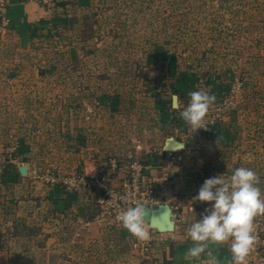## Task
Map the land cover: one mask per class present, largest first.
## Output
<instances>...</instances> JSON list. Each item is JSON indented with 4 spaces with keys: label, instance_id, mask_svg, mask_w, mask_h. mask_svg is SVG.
I'll return each mask as SVG.
<instances>
[{
    "label": "rangeland",
    "instance_id": "374dc122",
    "mask_svg": "<svg viewBox=\"0 0 264 264\" xmlns=\"http://www.w3.org/2000/svg\"><path fill=\"white\" fill-rule=\"evenodd\" d=\"M42 5L47 13L31 30L10 27L6 7L0 20V178L7 163L27 166L16 181H0V264H201L205 256L184 258L200 213H187L175 231L150 228L151 241L141 243L105 204L85 213L86 196L103 192L74 179L89 176L84 162L98 174L113 156L123 169L107 188L122 194L129 153L167 173L155 194L176 213L194 201L201 176L247 167L264 191V0ZM196 90L216 101L192 133L180 112ZM167 137L187 146L169 155ZM65 191L77 193L68 209ZM209 247L228 264L229 250Z\"/></svg>",
    "mask_w": 264,
    "mask_h": 264
},
{
    "label": "clouds",
    "instance_id": "9594fccd",
    "mask_svg": "<svg viewBox=\"0 0 264 264\" xmlns=\"http://www.w3.org/2000/svg\"><path fill=\"white\" fill-rule=\"evenodd\" d=\"M190 99L180 112V117L192 133L205 128L206 117L214 106L216 96L205 90L188 93ZM259 174L250 168L239 167L232 174L208 178L199 189L194 201L209 202L200 220H195L187 229L192 246L188 248L186 260H201V264H221V260L209 245H227L231 256L228 264H248L255 250L257 236L255 219L264 216V191ZM112 195V193H111ZM149 211L145 203L134 202L119 212L117 219L137 241L148 243L152 237Z\"/></svg>",
    "mask_w": 264,
    "mask_h": 264
},
{
    "label": "built area",
    "instance_id": "2783aa9c",
    "mask_svg": "<svg viewBox=\"0 0 264 264\" xmlns=\"http://www.w3.org/2000/svg\"><path fill=\"white\" fill-rule=\"evenodd\" d=\"M7 1L8 0H0L1 16L4 12ZM41 1L43 4L47 5L48 11L49 9L51 10L54 6V0ZM126 158L129 159L128 166L127 164H124V166L129 169L128 173H130L131 178L128 181L124 182L122 194H119L118 190H115V188L113 187H110L109 189L107 188V186L109 185L108 182L112 180L111 177L113 178L115 174L119 173L118 171L123 169L118 159L113 156L107 158L104 168L98 169V174L85 176V178H83L81 175H76L77 179H74L75 183H78L85 187L87 186L98 188V192H103V197L97 196L96 205L100 209L105 204V208H107L108 210L107 212L112 216L114 220L113 222L117 225H119L120 223L117 219L119 212L125 210L129 206H134V202H143L149 209L156 207L158 203H161L158 202L155 194V188L151 184H149L148 181L145 182V179L142 177V173L144 170V166L141 163L142 161L140 162V160L136 156L129 153L126 155ZM89 190H91V188ZM196 193L197 194H193L192 196L194 197L198 195V192ZM210 207L211 203L209 202L189 201V204L185 206V211L189 213L198 212L202 215L205 209ZM177 208V206L172 207L173 212L178 217L183 213L184 207L183 209L181 208V212H178V214L175 212ZM255 234L258 239L255 250L250 254L248 258V264H264V216H258L255 219ZM225 248L228 250L227 245H225Z\"/></svg>",
    "mask_w": 264,
    "mask_h": 264
},
{
    "label": "crops",
    "instance_id": "0c3cea01",
    "mask_svg": "<svg viewBox=\"0 0 264 264\" xmlns=\"http://www.w3.org/2000/svg\"><path fill=\"white\" fill-rule=\"evenodd\" d=\"M6 10H7V12H6L7 13L6 14L7 20L9 19V21L12 22V23H10V27L11 26L13 28L15 27L16 30H21V29L27 30L28 28H29V30L33 29L34 27H36V25H39L38 24V18L41 15H45V13H47L44 6L42 5L41 0H8L7 4H6ZM0 20H1V15H0ZM0 27H1V21H0ZM112 108H113V106H112ZM95 127L101 128V126L100 125L98 126L97 124ZM95 129L98 130L97 128H95ZM95 129H93V130H95ZM90 130L92 131V129L87 128L88 132ZM83 138H84V141L89 139L87 132H86V135L83 136ZM163 143H164V141H163ZM184 143H185V146H187L186 142H184ZM185 146H184V148H185ZM162 147H163V144L161 145V150L163 151ZM167 153L169 155H171L172 152H167ZM84 163H85L84 167L82 169H80V170H83L82 173H84V175H92V174L96 173V171L94 172L95 168L92 165H90V163H86V162H84ZM142 177L145 179V182L148 181L149 184H151L155 189H158L157 188L158 186H159V188L162 186V185L160 186V184H162V181L165 182L168 180V176H167L166 172H163L162 175L159 177L157 174V167L156 168L155 167H149V166H147V164L144 166ZM206 179L207 178H202V176H201L197 180V182H195L196 184L194 185V187H197V192H199L198 189H200V187L202 186L201 183H203ZM160 191H161V188H160ZM68 193L71 194L72 192L68 191ZM76 195L77 194H75V196ZM57 200L58 199H56V203H59V201L57 202ZM69 204H65V202H64L63 207L65 209H68ZM168 204H170V206L173 207L172 203H168ZM54 205H56V204H54ZM182 209H183V207H182ZM187 213H189V212H186L185 207H184V211L180 216L177 217L175 215V217H174V230L173 231H175L177 229V227L179 226L178 224L181 223L180 225L181 226L183 225L184 217L187 216V218H188ZM189 216H193V215L190 214ZM220 247L221 246H217L218 249ZM222 248L224 250L226 249L224 245H222ZM219 250H221V249H219Z\"/></svg>",
    "mask_w": 264,
    "mask_h": 264
},
{
    "label": "water",
    "instance_id": "95a60500",
    "mask_svg": "<svg viewBox=\"0 0 264 264\" xmlns=\"http://www.w3.org/2000/svg\"><path fill=\"white\" fill-rule=\"evenodd\" d=\"M171 106L172 108H177L178 106V99L175 94L171 96ZM184 146V141L175 137H167L164 140L162 149L163 151L173 152L183 149ZM18 172L20 175H25L27 172V166H18ZM174 217L175 213L170 204L161 202L158 203L156 207L150 209L149 223L151 228H154L158 232H171L174 230Z\"/></svg>",
    "mask_w": 264,
    "mask_h": 264
},
{
    "label": "trees",
    "instance_id": "16d2710c",
    "mask_svg": "<svg viewBox=\"0 0 264 264\" xmlns=\"http://www.w3.org/2000/svg\"><path fill=\"white\" fill-rule=\"evenodd\" d=\"M187 76V75H186ZM111 102H112V100H111ZM215 123H217V122H215ZM217 125L216 124H212V127H216ZM219 127V126H218ZM218 129V128H217ZM216 129V130H217ZM221 129V128H220ZM215 131V130H214ZM223 131H220V130H218V133H222ZM214 133V132H213ZM224 139L223 140H226L225 142H227V140H229L231 137H230V135H229V133H228V131L227 130H225V132H224V135L222 136ZM80 139V141H82V143H83V141H84V138H83V136L82 137H80L79 138ZM142 165L143 166H145L146 164H148V161L147 160H142ZM18 176H20V174H19V172H18V169H17V167L16 166H14V165H12V164H10V163H7L6 165H5V167H4V170L1 172V178H0V181L2 182H7V181H16L17 180V178H18ZM61 192H62V190H60ZM59 191V192H60ZM57 193L55 194V195H58L59 193H58V190L56 191ZM52 193L53 194H51V198L50 199H52V200H54L55 198H59L58 196H54V191H52ZM67 192L65 191V198H64V200H66L67 201V203L69 204H72V203H74L75 202V200L74 199H76V196H75V194H77L75 191L74 192H72L71 194H66ZM87 198H86V200H85V202L86 201H88V202H90V203H88V202H86V204H84L83 205V210H84V212L85 213H87V211L89 210V207H91V209H92V207L93 206H97L96 205V197L94 196V195H88V196H86ZM54 198V199H53ZM66 203V204H67ZM95 203V205H93ZM89 206V207H88ZM83 210L81 209V214L82 215H84L85 213H83ZM93 214L94 213H91V215H90V217H92L93 216ZM89 219H91V218H89Z\"/></svg>",
    "mask_w": 264,
    "mask_h": 264
}]
</instances>
